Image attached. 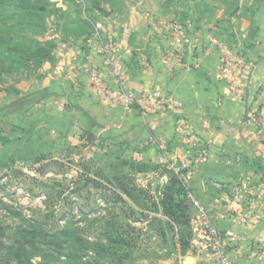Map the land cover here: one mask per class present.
I'll use <instances>...</instances> for the list:
<instances>
[{
    "label": "crops",
    "instance_id": "obj_1",
    "mask_svg": "<svg viewBox=\"0 0 264 264\" xmlns=\"http://www.w3.org/2000/svg\"><path fill=\"white\" fill-rule=\"evenodd\" d=\"M177 2L181 7L172 8ZM145 3L147 8H140L137 4L120 13L111 8L92 12L93 21L87 34L79 39L66 38L57 42L60 48L50 55L51 61L43 60L36 65L37 69L29 71L24 86L23 80L18 79L22 88L13 85L5 89L0 96L7 97V101L1 107L29 95L42 93L44 97L38 96L34 104L0 116V119L11 128L12 115L38 107L35 114L24 117L22 128L25 134L26 129L32 131L34 126L42 125L35 132L37 139L41 140L50 132L58 137L60 128L57 122L64 123L61 114L66 115L68 127H80L90 134L91 140L94 139L92 134L101 135L108 145H105L108 148L105 152L116 147L119 151L116 170L119 168L123 174H135L141 178H161V188L167 183L169 177L166 176L170 172L168 166L161 164L162 158L166 157L169 164H173L186 156V148L178 140L177 119L181 117L199 145L198 151L208 156L206 163L193 167L189 190L209 208V214L221 233L232 232L236 236L229 248L234 264H264V260L249 257L253 246L264 247V198L258 200L248 225L238 228L234 220L243 205L229 197L239 183L249 184L257 194L264 181V130L244 118L246 107L255 100L258 86L255 82L246 83L250 88L245 91L244 100H231L228 83L218 75L220 51L213 47L210 53H205L210 35L226 47L237 46L247 60L256 65L254 78L259 81L264 70V0H236L234 8L226 14L216 6L213 9H217L218 14L214 12L211 16H206L210 10L200 8V0L191 6H186L185 0H149ZM96 21L103 24L99 33L93 29ZM170 22L193 24L187 32L185 57L173 70L167 69L163 59L172 35L162 27ZM194 43L198 46L196 51L190 47ZM100 44L112 47L120 73L119 83L110 76L99 51ZM58 57L64 67L68 63L75 70H69V75L64 70L63 76H56L52 69L56 63L60 64ZM93 69L110 94L116 95L121 90L156 91L173 98L175 114L167 109L143 113L138 107L124 108L112 102L91 83L90 71ZM22 76V72L18 74L21 79ZM50 104H53V113L46 112V115L45 109L40 111ZM58 104L62 109L56 108ZM40 114L45 117L41 118ZM45 124L48 130L44 128ZM7 136L10 140V135ZM157 141L165 144V152L160 150ZM13 143L23 148L25 138L17 136ZM137 166H148L151 170L139 171ZM196 213L191 206V245L185 251L176 249L177 264H184L188 256L194 259V264H214L202 247L192 241L198 237L194 224ZM155 215L165 219L160 212Z\"/></svg>",
    "mask_w": 264,
    "mask_h": 264
},
{
    "label": "rangeland",
    "instance_id": "obj_2",
    "mask_svg": "<svg viewBox=\"0 0 264 264\" xmlns=\"http://www.w3.org/2000/svg\"><path fill=\"white\" fill-rule=\"evenodd\" d=\"M147 1L149 0H0V12L5 15L10 16L18 12L19 16L22 13L17 10L31 8L28 16L23 14L20 17L32 26L22 27L19 33L21 39H15L13 30H6L0 33V40L6 42L13 38L16 41L15 45H20L17 43L20 40L46 41L50 44L47 46L48 49L51 48L50 54H53L60 48L57 44L60 40L79 39L87 34L88 25L93 21L92 12L100 11L101 8H111L120 13L137 4L140 8H147L145 3ZM195 1L197 2V0H185L184 4L191 6ZM235 1L200 0V8L211 11L206 16H211L214 12L218 14L217 9H213L217 7L222 14H226L234 8ZM179 5L180 3L177 2L172 8L181 7ZM12 58H20L19 53H12ZM58 60L60 64L56 63L54 67L52 66L56 76H63L64 70L67 74L69 70H75L68 63L64 67L61 57H58ZM36 65L29 62L24 68L15 72H12L13 69L9 68L7 63L0 67V71L9 73L0 74V95L13 85L22 88L25 79L30 75L29 71L33 72L37 69ZM21 72L23 79L18 77ZM18 79L23 80L22 86L18 83ZM6 101L7 97L0 96V107ZM44 107L40 108V111L45 109V113H53V104ZM37 108H28L20 111L22 113L12 115L11 128L6 126V121L0 119V221L3 226L12 230L20 226L21 219H24L37 223L39 230L52 233L69 222L77 221L73 226L77 235L89 240L90 243H99L101 228L108 225L105 224L106 222L114 220L129 224L139 233L138 249L130 255L131 260L123 264H177L179 260L177 254L182 248L171 241V234H167L164 241L159 239L156 236V224L153 222V219L158 217L152 211L150 202L153 201L150 198L157 201L162 188H160L162 179L123 174L117 168L119 174L116 170L119 163V151L116 147L113 146L110 151L105 152L108 145L101 135L92 134L94 139L91 140L90 134L87 135V132L82 131L80 127H68L67 116L63 114L61 116L65 122L60 124L57 122L60 128L58 137L50 132L49 136L38 140L35 132L42 125L34 126L32 131L26 129L24 134L22 128L24 117L35 114ZM56 108L62 109L59 104ZM40 117L44 118L45 115L40 114ZM44 128L48 130L46 124ZM260 130L264 129L260 128ZM7 134L10 135V140ZM17 136L25 138L24 147L27 150L13 143ZM8 141L11 142L7 143ZM109 166L113 168L108 169ZM116 177H120L121 181L114 182ZM119 186L135 188L137 192L131 191L132 196L142 198L145 207H136L119 191ZM115 195L121 198L122 202H117ZM130 212L133 214L131 215ZM140 214L142 216H139ZM60 260L62 261L54 264H69L63 261L64 258ZM34 261L39 262L38 259ZM71 264H119V262L114 257L97 255L89 250L82 260L75 259Z\"/></svg>",
    "mask_w": 264,
    "mask_h": 264
},
{
    "label": "trees",
    "instance_id": "obj_3",
    "mask_svg": "<svg viewBox=\"0 0 264 264\" xmlns=\"http://www.w3.org/2000/svg\"><path fill=\"white\" fill-rule=\"evenodd\" d=\"M17 11L22 14L18 16L19 13L17 12L9 16L0 12V33L13 30L14 37L18 40V38L21 39L19 33L22 27L32 26L20 17L23 14L28 16V13H31V8H22ZM88 28H90V24ZM15 39L12 38L6 42L0 40V67L7 63L9 68L13 69L12 72H15L24 68L29 62L40 64L41 61L50 59L51 48L48 49L47 47L50 45L49 42H40L36 39H30L26 42L20 40L17 42L20 43V46L14 44ZM7 52L8 54H6ZM12 53H19L20 58H12ZM4 73L9 74L7 71H0L1 75ZM38 96L39 98L44 97L42 93H38L4 105L0 108V116H6L10 112L34 104ZM137 167L139 171L143 172L151 170L148 166ZM168 175V181L160 189L157 201L155 202V199L150 198L153 201L150 202L153 213L160 212L165 218V221L160 218L153 219L156 224V236L164 241L166 235L171 234V241L180 246L181 251H185L189 247L191 239V232L189 231L191 204L186 198L187 192L181 180L171 172H168ZM119 181H121L120 177L114 178V182ZM119 189L136 207H145V201L142 198L132 196L131 191L137 192L135 188L119 186ZM115 196L117 202H122L121 198ZM21 220L22 224L12 230L10 227L3 226L0 221V264H54L62 261L61 258L71 264L75 259L82 260L89 250L94 251L97 255L103 254L108 258L114 257L119 264H123L130 261V255L138 249V231H135L129 224L118 223L114 220L106 222L105 224L108 225L101 228L99 243H90L89 240L78 236L73 227L77 221L69 222L60 229L49 233L45 230H39L37 223L31 220ZM35 259H38L39 262H35Z\"/></svg>",
    "mask_w": 264,
    "mask_h": 264
},
{
    "label": "built area",
    "instance_id": "obj_4",
    "mask_svg": "<svg viewBox=\"0 0 264 264\" xmlns=\"http://www.w3.org/2000/svg\"><path fill=\"white\" fill-rule=\"evenodd\" d=\"M93 24L95 33L102 31L103 24L100 21L93 22ZM192 25L191 22H187L184 25L178 22H170L162 27L165 30L167 28L172 35L163 58L168 70H173V67L184 59V45L187 42V32L192 28ZM209 40L205 53H210L213 47H216L220 51L221 59L218 75L220 79L228 83V95L231 100L243 101L245 91L250 88L249 84L246 83L255 82L257 84L258 92L256 93L255 100L250 106L246 107L244 118L246 122L254 123L259 128L264 129V70L262 71L261 79L256 81L254 78L256 65L247 60L242 50L237 46L234 48L224 46L213 35H210ZM190 47L195 51L198 48L197 43L192 44ZM99 51L104 58L106 66L109 68L110 76L114 79L115 83H119L120 73L116 66V58L112 47L100 44ZM244 78H246V81L243 82ZM90 79L97 90L104 92L112 102L121 104L124 108L138 107L143 113H154L160 109H167L172 113L175 111L176 103L173 98L160 95L156 91L132 92L121 90L118 94L112 95L107 86L98 77L95 69L90 71ZM177 122L178 140L186 148V156L184 160L177 159L173 164H169L166 157H163L160 162L162 165L168 166L173 175L181 180L187 192L186 198L197 212L194 224L198 230V237L192 239V241L202 247L214 264H234L229 255V248L236 240V236L232 232L221 233L216 228L209 214V208L196 199L188 188L193 167L197 164L206 163L208 156L206 153L198 151L199 145L188 131V126L184 120L178 117ZM156 144L163 152L167 150L164 143L157 141ZM229 197L231 200L243 205V210L235 217L234 224L238 228H245L253 218L258 200L264 198V181L257 194L249 184L239 183L233 187ZM249 257L256 261L259 259L264 260V247L253 246L249 252Z\"/></svg>",
    "mask_w": 264,
    "mask_h": 264
},
{
    "label": "water",
    "instance_id": "obj_5",
    "mask_svg": "<svg viewBox=\"0 0 264 264\" xmlns=\"http://www.w3.org/2000/svg\"><path fill=\"white\" fill-rule=\"evenodd\" d=\"M184 264H194V259L188 256L185 258Z\"/></svg>",
    "mask_w": 264,
    "mask_h": 264
}]
</instances>
